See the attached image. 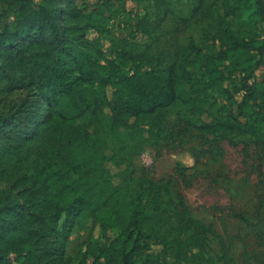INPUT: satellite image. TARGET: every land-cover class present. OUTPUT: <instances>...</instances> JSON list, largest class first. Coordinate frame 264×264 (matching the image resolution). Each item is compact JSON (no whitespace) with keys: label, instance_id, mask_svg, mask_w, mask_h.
Returning a JSON list of instances; mask_svg holds the SVG:
<instances>
[{"label":"trees","instance_id":"1","mask_svg":"<svg viewBox=\"0 0 264 264\" xmlns=\"http://www.w3.org/2000/svg\"><path fill=\"white\" fill-rule=\"evenodd\" d=\"M61 1L0 0V49H11L0 83L24 73L45 108L0 139V264H43L51 253L35 237L55 236L59 252L87 217L78 264H215L213 225L170 180L138 176L126 151L164 140L174 106L182 133L244 135L264 150V0H221L214 48L193 39L167 55L112 36L115 0ZM163 20L140 17L136 31L154 37Z\"/></svg>","mask_w":264,"mask_h":264},{"label":"rangeland","instance_id":"2","mask_svg":"<svg viewBox=\"0 0 264 264\" xmlns=\"http://www.w3.org/2000/svg\"><path fill=\"white\" fill-rule=\"evenodd\" d=\"M96 1L86 0L89 4ZM68 2L62 0L61 4L66 7ZM198 2L165 0L166 4H159L158 0H115V13L109 22L112 36L129 38L136 49L164 55L193 39L213 49L210 35L215 18L222 13V3L204 0L202 11L197 14L194 7ZM143 16L164 17L154 37L136 31ZM10 50L0 49V61ZM23 75L17 72L12 79L0 83V116L8 119V126L0 129V139L6 140L11 131L9 126L19 125L21 121L23 124L21 118L33 114L38 104L42 107L41 119L45 115L44 99ZM181 111V106L169 109L166 115L169 132L158 145H146L138 153L135 149L126 151L136 174L148 175L156 181L170 180V187L175 193L183 194L192 215L213 225L217 236H211L207 251L215 264H264L263 148L244 135L211 136L210 141L204 142L196 130L182 133L176 124ZM6 183L1 181L2 185ZM241 213L248 220L235 216ZM92 226L91 217L76 223L59 252L55 236H36L34 240L42 248L41 253L45 249L51 253L43 259V264H78V255L89 240ZM152 249L158 253L162 246L153 241Z\"/></svg>","mask_w":264,"mask_h":264}]
</instances>
